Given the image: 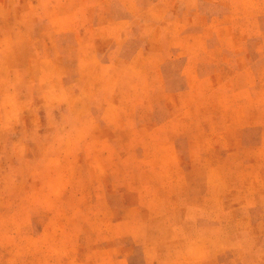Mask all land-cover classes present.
I'll return each mask as SVG.
<instances>
[{
    "label": "rangeland",
    "instance_id": "obj_1",
    "mask_svg": "<svg viewBox=\"0 0 264 264\" xmlns=\"http://www.w3.org/2000/svg\"><path fill=\"white\" fill-rule=\"evenodd\" d=\"M92 1L0 0V264H264V0Z\"/></svg>",
    "mask_w": 264,
    "mask_h": 264
},
{
    "label": "crops",
    "instance_id": "obj_2",
    "mask_svg": "<svg viewBox=\"0 0 264 264\" xmlns=\"http://www.w3.org/2000/svg\"><path fill=\"white\" fill-rule=\"evenodd\" d=\"M137 1L138 0H93L92 5L90 7H88V9H87V11L90 13H93V15L86 16L87 19L83 18L81 20H79V19L74 20V22H72V23L69 22L68 18H65L68 20L66 25H71L73 27H84V28L85 27L95 28L96 26L100 27L101 25L108 26V27H119L123 24L130 23L134 19L132 14H129V15L126 14L120 18H116V17L111 16L109 14L110 10H112L113 6L117 3H122L128 8L131 5L133 6V3L134 4L140 3L144 6H147L145 9H149L148 1H145V0H141L138 2ZM164 4H165L164 0H158L156 5L162 6ZM31 5H32L31 3L25 4V5H21L20 3H17L16 7L14 8V11L17 14L23 13V15L26 17L33 16L34 10L32 9ZM4 12L2 10V16L0 17V44L5 43V42H10L11 39L8 36L13 35L14 34L13 30H16V28H19L16 19H11V18L5 19V13ZM94 13H96V17H95ZM101 15H106V18L108 20L114 19V22H111L108 24L95 22V19H96V21L99 20L101 18ZM108 15H109V17H107ZM61 19L64 20L63 14H62ZM90 19H93L94 22L92 23V21ZM32 23H34L32 25L33 27H36L39 24V22H37V21H32ZM42 25H43V22H42ZM45 25L51 26L52 24H50L49 22L48 23L46 22ZM89 33H90V37L88 40L89 43L92 42L95 44L96 40L91 41L92 34H91V32H89ZM94 34H96L95 31H94ZM218 71H221V73H223V70L221 68L208 67V68L204 69L203 72H200V74L207 75V74H212V72H218Z\"/></svg>",
    "mask_w": 264,
    "mask_h": 264
}]
</instances>
